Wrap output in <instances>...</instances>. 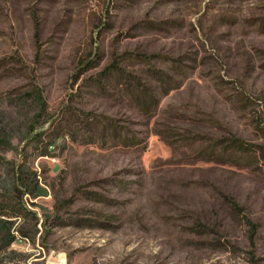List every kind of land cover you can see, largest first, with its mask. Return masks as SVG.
<instances>
[{
  "label": "rangeland",
  "instance_id": "374dc122",
  "mask_svg": "<svg viewBox=\"0 0 264 264\" xmlns=\"http://www.w3.org/2000/svg\"><path fill=\"white\" fill-rule=\"evenodd\" d=\"M0 130V264H264V0H0Z\"/></svg>",
  "mask_w": 264,
  "mask_h": 264
},
{
  "label": "trees",
  "instance_id": "16d2710c",
  "mask_svg": "<svg viewBox=\"0 0 264 264\" xmlns=\"http://www.w3.org/2000/svg\"><path fill=\"white\" fill-rule=\"evenodd\" d=\"M32 100L39 105L38 117L41 113L45 112V108L42 101V95L40 92L36 91L32 93ZM8 133L3 130H0V149H11L12 143L9 139ZM239 148H243L240 142L233 143ZM51 148H48L47 151L41 153V155L50 154ZM12 191L9 193L0 192V222L2 223V229L6 231V236L2 247H7L15 240V235L12 233V226L14 225L15 217L19 216L21 212L25 211L28 214H31L30 211L26 209L25 205V196H29L32 199L46 196L48 189L45 186H42L38 181V175L36 173H27L23 167L16 168L15 171V184L12 187ZM34 204V203H33ZM2 220V221H1ZM27 239V238H26Z\"/></svg>",
  "mask_w": 264,
  "mask_h": 264
},
{
  "label": "built area",
  "instance_id": "2783aa9c",
  "mask_svg": "<svg viewBox=\"0 0 264 264\" xmlns=\"http://www.w3.org/2000/svg\"><path fill=\"white\" fill-rule=\"evenodd\" d=\"M16 235V234H15Z\"/></svg>",
  "mask_w": 264,
  "mask_h": 264
}]
</instances>
